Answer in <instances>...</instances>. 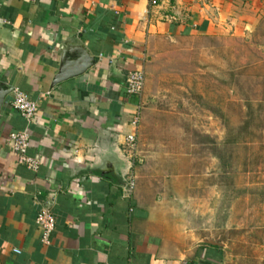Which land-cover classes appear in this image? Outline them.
<instances>
[{
    "label": "crops",
    "instance_id": "0c3cea01",
    "mask_svg": "<svg viewBox=\"0 0 264 264\" xmlns=\"http://www.w3.org/2000/svg\"><path fill=\"white\" fill-rule=\"evenodd\" d=\"M262 19L264 0H0V264H264L208 238L221 221L207 181L193 180L202 161L184 125L168 123L185 117L158 109L167 80L151 70L172 44L240 38ZM141 70L143 93L128 97L127 76ZM15 88L37 104L30 124ZM27 130L37 172L8 143ZM44 208L56 220L49 246L36 224Z\"/></svg>",
    "mask_w": 264,
    "mask_h": 264
},
{
    "label": "rangeland",
    "instance_id": "374dc122",
    "mask_svg": "<svg viewBox=\"0 0 264 264\" xmlns=\"http://www.w3.org/2000/svg\"><path fill=\"white\" fill-rule=\"evenodd\" d=\"M151 67L155 82L167 80L158 109L185 117L168 123L184 125L192 161H202L193 180L207 181L209 209L221 221L208 238L264 258V19L240 38L172 44Z\"/></svg>",
    "mask_w": 264,
    "mask_h": 264
},
{
    "label": "built area",
    "instance_id": "2783aa9c",
    "mask_svg": "<svg viewBox=\"0 0 264 264\" xmlns=\"http://www.w3.org/2000/svg\"><path fill=\"white\" fill-rule=\"evenodd\" d=\"M152 4L156 5V2L152 1ZM144 86L145 72L143 70L129 73L126 80V94L128 97L139 98L143 93ZM11 93L13 94V108L20 114L27 124H30L37 112V104L17 88L12 89ZM140 116L141 108L138 107L132 121L134 133L129 135L127 138V145L132 155L137 142V130L140 123ZM8 143L12 151L17 155V163L19 165L25 166L32 172H37L39 170V160L28 155V151L30 149V134L28 130L11 133L8 137ZM132 187L133 183L131 182L129 185L130 192ZM36 224L41 230V243L45 246H49L51 244V237L56 228L54 215L49 210L44 208L38 214Z\"/></svg>",
    "mask_w": 264,
    "mask_h": 264
},
{
    "label": "water",
    "instance_id": "95a60500",
    "mask_svg": "<svg viewBox=\"0 0 264 264\" xmlns=\"http://www.w3.org/2000/svg\"><path fill=\"white\" fill-rule=\"evenodd\" d=\"M8 93V91L6 90H4V89H0V106H1V104L3 103V101H4V98H5V95Z\"/></svg>",
    "mask_w": 264,
    "mask_h": 264
}]
</instances>
